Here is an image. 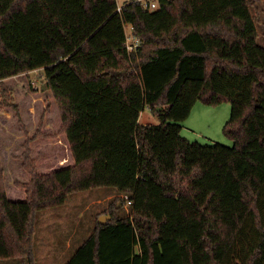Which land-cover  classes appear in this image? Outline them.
Instances as JSON below:
<instances>
[{"label": "trees", "instance_id": "16d2710c", "mask_svg": "<svg viewBox=\"0 0 264 264\" xmlns=\"http://www.w3.org/2000/svg\"><path fill=\"white\" fill-rule=\"evenodd\" d=\"M155 1L118 11L116 0H0V117L17 110L4 82L32 70L42 71L59 114L58 132L40 121L28 136L46 172L24 152L30 178L17 183V199L7 197L0 167V259L31 264L35 215L108 186L131 214L111 207L64 264H264L257 4ZM126 24L141 40L130 53ZM197 101L230 103L223 133L232 146L182 136ZM146 106L158 124L138 121Z\"/></svg>", "mask_w": 264, "mask_h": 264}, {"label": "rangeland", "instance_id": "374dc122", "mask_svg": "<svg viewBox=\"0 0 264 264\" xmlns=\"http://www.w3.org/2000/svg\"><path fill=\"white\" fill-rule=\"evenodd\" d=\"M132 0H116L117 6ZM152 1V0H149ZM257 29V43L264 47V0H253ZM130 25H125V32H130ZM41 70H32L4 82L12 89L17 101L16 112L8 111L0 117V167L3 175V186L10 199H17L24 189L17 183H25L30 176L23 167V153L37 159L39 172H46L40 163L41 149H35L32 142L26 145L28 136L34 134L42 121L43 131L58 132L54 121L59 119L58 106L50 101V92ZM45 86L42 90V86ZM0 107V113H1ZM231 105L228 101L217 105H206L197 101L183 122L182 136L190 141L204 145L216 143L232 146L233 140L223 133V125L229 119ZM142 124H158L159 119L146 106L140 112ZM53 139V138H51ZM29 150V151H28ZM25 194V193H24ZM117 197L116 201L114 198ZM113 187L103 186L70 193L65 201L56 207L39 211L33 222L31 264H64L78 246L93 231L98 217L109 214L111 207L121 216L131 214L128 201ZM26 257L0 259V264H29Z\"/></svg>", "mask_w": 264, "mask_h": 264}, {"label": "built area", "instance_id": "2783aa9c", "mask_svg": "<svg viewBox=\"0 0 264 264\" xmlns=\"http://www.w3.org/2000/svg\"><path fill=\"white\" fill-rule=\"evenodd\" d=\"M143 1V5L148 7V8H156L157 7V2L155 0L149 1V0H141ZM121 7H118L117 10L119 11ZM131 27V26H130ZM141 40L140 38L135 35V33L132 30L130 32H125V46L126 50L128 53L134 52L137 47L139 46ZM130 204V201H128Z\"/></svg>", "mask_w": 264, "mask_h": 264}, {"label": "water", "instance_id": "95a60500", "mask_svg": "<svg viewBox=\"0 0 264 264\" xmlns=\"http://www.w3.org/2000/svg\"><path fill=\"white\" fill-rule=\"evenodd\" d=\"M44 85L42 86V89H44ZM110 218V214H103L98 217V223L104 224L106 221Z\"/></svg>", "mask_w": 264, "mask_h": 264}, {"label": "crops", "instance_id": "0c3cea01", "mask_svg": "<svg viewBox=\"0 0 264 264\" xmlns=\"http://www.w3.org/2000/svg\"><path fill=\"white\" fill-rule=\"evenodd\" d=\"M126 25H129V24H126ZM182 129V128H181ZM181 133H182V130H181Z\"/></svg>", "mask_w": 264, "mask_h": 264}]
</instances>
